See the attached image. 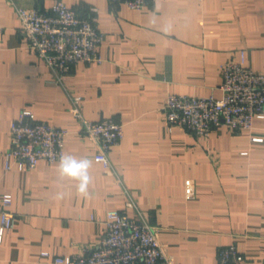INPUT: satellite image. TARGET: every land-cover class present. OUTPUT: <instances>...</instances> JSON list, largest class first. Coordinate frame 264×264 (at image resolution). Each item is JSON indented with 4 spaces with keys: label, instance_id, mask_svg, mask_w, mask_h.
<instances>
[{
    "label": "crops",
    "instance_id": "obj_1",
    "mask_svg": "<svg viewBox=\"0 0 264 264\" xmlns=\"http://www.w3.org/2000/svg\"><path fill=\"white\" fill-rule=\"evenodd\" d=\"M53 1L0 0V194L11 195L16 215L0 264H56V256L87 252L110 209L154 226L175 264H219L218 249L229 244L244 264H264V119L199 137L168 128L162 110L171 93L221 97L222 66L241 52L247 67L264 73V0H150L141 9L62 0L102 33V61H77L59 82L27 48L15 12ZM76 96L86 119L123 125L108 169L79 132L70 111ZM24 109L69 131L62 157L89 161L84 190L61 172L62 157L5 170L10 123Z\"/></svg>",
    "mask_w": 264,
    "mask_h": 264
},
{
    "label": "built area",
    "instance_id": "obj_2",
    "mask_svg": "<svg viewBox=\"0 0 264 264\" xmlns=\"http://www.w3.org/2000/svg\"><path fill=\"white\" fill-rule=\"evenodd\" d=\"M130 9H141L150 0H112ZM19 34L27 48L63 80L73 63L101 62L98 46L102 33L92 21L69 8L62 0H54L46 10L38 7H16ZM222 95L189 96L168 94L162 110L168 128L175 125L199 136L208 137L212 129L224 125L230 131L250 129L255 119H264V73L245 64L244 53L238 60L222 66ZM80 97L73 98L70 111L79 121V132L95 148L93 159L103 168L111 167L110 149L123 138V125L112 119H86L79 108ZM69 131L40 121L29 110H22L10 123V147L4 155L5 170L34 168L44 160L58 161L64 154ZM254 140H261L259 137ZM12 197L0 194V242L13 228L16 215L8 207ZM105 231L95 246L81 254L56 256V264H175L174 257L151 224L135 219L124 211L106 212ZM43 255L48 252L43 251ZM219 264H244V256L235 244L218 249Z\"/></svg>",
    "mask_w": 264,
    "mask_h": 264
},
{
    "label": "clouds",
    "instance_id": "obj_3",
    "mask_svg": "<svg viewBox=\"0 0 264 264\" xmlns=\"http://www.w3.org/2000/svg\"><path fill=\"white\" fill-rule=\"evenodd\" d=\"M89 161L84 159H77L72 156H65L61 158L60 169L61 172L69 177L78 178L81 181V190L87 186V169Z\"/></svg>",
    "mask_w": 264,
    "mask_h": 264
}]
</instances>
